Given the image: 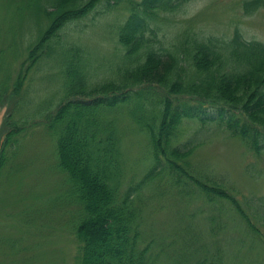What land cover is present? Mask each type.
<instances>
[{"label": "rangeland", "instance_id": "374dc122", "mask_svg": "<svg viewBox=\"0 0 264 264\" xmlns=\"http://www.w3.org/2000/svg\"><path fill=\"white\" fill-rule=\"evenodd\" d=\"M25 1L0 0V153H4L0 264H78L79 242L72 224L78 205L66 195L67 176L57 161L56 136L42 121L65 95L62 61L70 48L88 78L87 87L116 81L113 77L123 66L119 58L123 49L115 29L134 0H120L112 6L101 0L81 18L65 23L51 42L58 40L55 49L63 53L45 55L30 65L15 92L20 64L49 22L45 15L27 8L17 11ZM159 19V38L163 36L166 45L172 29L185 23L217 37H227L237 27L247 40L264 43V7L248 14L239 0H187ZM139 100L148 105L145 93ZM136 104L128 103L122 111L111 109L106 117H116L115 127L122 130L114 168L117 199L136 186L129 198L140 208V240L151 242L153 264H207L218 243L222 264H264V136L258 137V148L251 147L240 133L230 130L238 122L219 118L210 107L203 115L182 116L169 140L181 152L189 149V155L169 158L176 168L162 156L146 179L156 163L146 129L153 124L157 108L148 109L146 115L147 106H143L145 114L135 112L137 121L122 115ZM152 105L158 106L157 102ZM10 130L13 133L6 138ZM178 165L188 175L177 171ZM194 179L208 187L220 186L234 196L258 231L250 228L232 200L200 188Z\"/></svg>", "mask_w": 264, "mask_h": 264}, {"label": "trees", "instance_id": "16d2710c", "mask_svg": "<svg viewBox=\"0 0 264 264\" xmlns=\"http://www.w3.org/2000/svg\"><path fill=\"white\" fill-rule=\"evenodd\" d=\"M100 1L27 0L17 6V11L27 8L45 15L49 22L29 46L28 55L20 64L14 80L15 92L30 65L45 55L63 53L55 49L58 40L53 45L51 42L59 37L64 24L81 18ZM119 1L106 0L108 6ZM239 1L248 14L264 7V0ZM186 2H129L127 16L115 29L123 49L119 57L123 66L113 77L116 81L109 79L87 87L88 78L82 66L69 53L72 48L63 58L61 73L65 79V95L56 108L44 116L42 123L52 136H56L57 161L67 176L66 195L78 205V214L72 221L79 242L78 264H153L155 261L150 251L151 242L143 244L140 240V208L129 198L136 186H130L124 197L117 199L114 168L119 159L116 147L122 130L115 127L116 117H106L109 110L122 111L127 109L126 104L136 101L134 109H125L127 113L122 115H131L137 121L140 114H145L143 106H147L146 115L148 109L151 112L157 108L152 117L153 124L146 129L156 158V163L144 177L146 179L156 171L161 158L169 160L189 155V149L181 152L172 147L169 140L171 129L180 123L182 116L203 115L210 107L219 118L238 122L230 130L240 133L251 147L258 148V137L264 136V43L247 40L237 27L231 35L217 37L185 23L183 27L172 29L170 42L166 45L162 41L164 37L159 38V18L163 13H173ZM67 57L69 62L65 64ZM144 93L148 105L139 100ZM153 102L158 106H153ZM156 121H160V126L158 124L155 130ZM11 133L13 130L6 138ZM3 158L1 152L0 170ZM169 161L176 168V164ZM177 171L188 175L180 165ZM194 181L200 188L232 200L250 228L258 231L234 196L220 186L208 187L201 181ZM217 246L207 264H222L219 243Z\"/></svg>", "mask_w": 264, "mask_h": 264}]
</instances>
